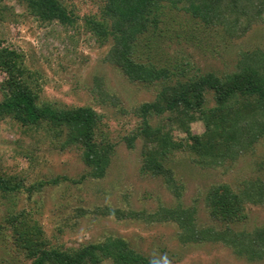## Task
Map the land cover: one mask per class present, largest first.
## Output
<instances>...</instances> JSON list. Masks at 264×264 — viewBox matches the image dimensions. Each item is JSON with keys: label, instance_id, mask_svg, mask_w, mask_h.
I'll use <instances>...</instances> for the list:
<instances>
[{"label": "trees", "instance_id": "obj_1", "mask_svg": "<svg viewBox=\"0 0 264 264\" xmlns=\"http://www.w3.org/2000/svg\"><path fill=\"white\" fill-rule=\"evenodd\" d=\"M100 1L97 13L84 17V26L101 46H107L105 60L130 80L157 85L154 98L133 109L140 121L122 137L123 141L134 148L140 140V172L161 177L176 203H160L151 211L76 206L71 218L74 221L88 213L147 225L172 223L179 243H220L236 256L264 264V223L248 229L230 225L247 220L249 205L264 206V180L250 177L237 185H210L205 205L210 216L224 226H201L195 207L181 202L182 184L170 166L173 154L182 150L193 154L194 161L202 166L218 164L235 158L237 150L244 145L249 148L264 135L262 55L242 52L230 72H201L189 57L171 59L164 45L172 32L179 37L180 31L174 28L184 24L205 30L219 27L225 37H240L263 22L264 0ZM21 2L43 26L53 22L67 27L76 24L77 16L63 0ZM0 71L5 75L0 81V121L8 117L23 132L46 136L61 152L76 151L86 167L78 180L57 176L46 183L104 177L117 143L102 129V114L91 105H60L43 99L38 72L26 63L22 51L2 39ZM92 92L103 98L105 90L95 86ZM195 119L203 123L200 133L190 128ZM175 130L183 132L184 139H176ZM37 187L26 185L17 175L0 172V243L21 255V261L12 264L26 260L30 264H160L157 257L117 234L72 248L51 243L34 215L36 211L20 205L21 197Z\"/></svg>", "mask_w": 264, "mask_h": 264}, {"label": "rangeland", "instance_id": "obj_2", "mask_svg": "<svg viewBox=\"0 0 264 264\" xmlns=\"http://www.w3.org/2000/svg\"><path fill=\"white\" fill-rule=\"evenodd\" d=\"M77 16L75 26L58 22L42 25L28 13L21 0H0V39L22 51L26 63L38 72L43 99L60 105H91L102 114V129L116 141L111 164L102 178L72 183H46L53 177L66 176L78 180L86 167L76 151L61 152L46 136L25 133L6 117L0 121V172L17 175L26 185L38 186L21 197L20 205L28 206L42 225L51 243L64 248L76 247L108 234L122 235L133 245L157 257L160 264H263L236 256L220 243L182 244L176 239L172 223L144 224L135 220H117L112 216L74 218V207H121L154 210L158 204L173 205L176 197L161 177L140 172V140L128 148L123 136L130 134L140 119L133 109L154 98L157 85L130 80L115 65L105 60L107 46H101L84 26V17L97 13L100 0H63ZM180 31L166 37L168 56L189 57L199 71L225 73L233 70L242 52L256 51L264 62V20L240 37H225L221 29L184 24ZM192 66V67H193ZM0 71V81L4 78ZM105 90L104 97L93 94V87ZM108 96V97H107ZM116 97V101L113 97ZM211 98L209 104H211ZM194 133L203 130V123L190 122ZM180 139L185 134L174 131ZM218 164L202 166L188 151H176L170 166L182 184L180 200L196 209L201 226H224L214 220L205 205L210 185L260 177L264 180V135L249 148L245 145ZM238 154V155H237ZM43 185L39 187V183ZM3 205L0 203V216ZM76 222V223H75ZM264 223V206L249 205L247 220L230 223L235 228H251ZM21 255L0 243V264L20 262ZM20 260V261H19ZM23 264H30L29 260Z\"/></svg>", "mask_w": 264, "mask_h": 264}]
</instances>
